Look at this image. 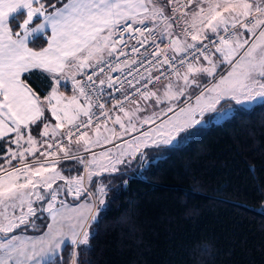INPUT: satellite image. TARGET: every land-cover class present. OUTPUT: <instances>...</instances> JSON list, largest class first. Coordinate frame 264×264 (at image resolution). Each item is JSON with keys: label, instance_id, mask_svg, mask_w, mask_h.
Wrapping results in <instances>:
<instances>
[{"label": "snow or ice", "instance_id": "obj_1", "mask_svg": "<svg viewBox=\"0 0 264 264\" xmlns=\"http://www.w3.org/2000/svg\"><path fill=\"white\" fill-rule=\"evenodd\" d=\"M254 104L264 0H0V264H65L69 245L77 264L108 207L97 179Z\"/></svg>", "mask_w": 264, "mask_h": 264}, {"label": "trees", "instance_id": "obj_2", "mask_svg": "<svg viewBox=\"0 0 264 264\" xmlns=\"http://www.w3.org/2000/svg\"><path fill=\"white\" fill-rule=\"evenodd\" d=\"M202 129L175 151L146 155L122 181L97 179L108 207L77 264H264V106ZM71 167L63 174L76 175Z\"/></svg>", "mask_w": 264, "mask_h": 264}, {"label": "rangeland", "instance_id": "obj_3", "mask_svg": "<svg viewBox=\"0 0 264 264\" xmlns=\"http://www.w3.org/2000/svg\"><path fill=\"white\" fill-rule=\"evenodd\" d=\"M62 87H64V90L62 91V90H60V92H62V93H64L65 95H67V96H70V95H72V91H71V89H70V86L68 87L69 88V91H66L65 89V86H63V82H62ZM254 105H256V104H254ZM253 105V106H254ZM252 106V107H253ZM232 107H234V106H232V105H229V106H224L223 104L220 106V109H223V110H226V111H229L230 113H231V110H232ZM252 107H245V110H248V109H250V108H252ZM236 113H238V112H235V113H232L229 117H226V118H224V119H220V120H217V121H214L213 123H220V122H222L223 120H225V119H227V118H230V117H232L233 115H235ZM221 114V111H219L218 110V112L217 113H213L212 115H220ZM205 119H207V116L205 117ZM209 125V124H208ZM204 125L202 124L201 126H199V127H203ZM33 135H35V133L33 132ZM5 148L8 146V144L6 143L5 145ZM12 147L13 148H15V146L14 145H12ZM147 151H149V150H147ZM147 155V154H146ZM144 162H145V159L143 160ZM29 162H31V161H29ZM0 163H3V160L2 159H0ZM16 162L14 161V164H15ZM135 163L136 162H134L133 163V165H135ZM142 163H139V165H141ZM132 165V166H133ZM134 168V167H133ZM105 204H106V197H105ZM99 207V206H98ZM30 230H33V229H29V231ZM28 234V233H27Z\"/></svg>", "mask_w": 264, "mask_h": 264}, {"label": "crops", "instance_id": "obj_4", "mask_svg": "<svg viewBox=\"0 0 264 264\" xmlns=\"http://www.w3.org/2000/svg\"><path fill=\"white\" fill-rule=\"evenodd\" d=\"M37 22H39V21H37ZM48 34H50V32H49ZM42 38H43V37H42ZM34 40H36V39H35V38H32V39L30 40V44H29L30 47H33V46H32V42H33ZM44 46H46V39H45V43H44V45H43L42 47H44ZM33 48H34V47H33ZM34 49H35V50H39V48H37V49L34 48ZM65 88H66V89H65L66 91H69V88H68V87H65ZM59 90H62V91H63V90H64V87H62V85H61ZM98 183H100V182H98ZM88 200H89V202H91V197H89ZM80 202H83V201H80ZM70 205L73 206V207L75 206V204H73V205L70 204ZM28 235H29V234H28ZM69 246H70V245H69Z\"/></svg>", "mask_w": 264, "mask_h": 264}, {"label": "built area", "instance_id": "obj_5", "mask_svg": "<svg viewBox=\"0 0 264 264\" xmlns=\"http://www.w3.org/2000/svg\"><path fill=\"white\" fill-rule=\"evenodd\" d=\"M166 42V41H165ZM114 75H118V74H114Z\"/></svg>", "mask_w": 264, "mask_h": 264}]
</instances>
